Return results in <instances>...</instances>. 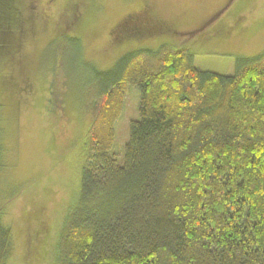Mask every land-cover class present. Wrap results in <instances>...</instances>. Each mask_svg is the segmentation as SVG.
<instances>
[{"label": "trees", "instance_id": "trees-1", "mask_svg": "<svg viewBox=\"0 0 264 264\" xmlns=\"http://www.w3.org/2000/svg\"><path fill=\"white\" fill-rule=\"evenodd\" d=\"M128 24L117 39L142 36ZM93 79L55 264H264V51L226 75L161 44L125 52ZM128 85L139 118L120 164L109 150ZM11 253L0 207V264Z\"/></svg>", "mask_w": 264, "mask_h": 264}, {"label": "rangeland", "instance_id": "rangeland-1", "mask_svg": "<svg viewBox=\"0 0 264 264\" xmlns=\"http://www.w3.org/2000/svg\"><path fill=\"white\" fill-rule=\"evenodd\" d=\"M130 16L137 23L156 20L164 30L117 39ZM161 44L186 50L201 70L233 74L238 58L264 51V0H0V207L12 235L7 264H55L79 193L94 72L112 68L127 51ZM139 98L128 85L114 122L109 154L120 164Z\"/></svg>", "mask_w": 264, "mask_h": 264}, {"label": "flooded vegetation", "instance_id": "flooded-vegetation-1", "mask_svg": "<svg viewBox=\"0 0 264 264\" xmlns=\"http://www.w3.org/2000/svg\"><path fill=\"white\" fill-rule=\"evenodd\" d=\"M132 19V18H131ZM131 19L127 18L126 20H124V26L123 27H126V25L128 24L129 26L128 27H131V26H135L137 22H132V25L130 24V21ZM135 19V18H133ZM129 20V22H128ZM141 21H138V24L136 26H138V28L141 29V31L143 33H145L146 37H148L149 33H152V32H162L164 29L163 28H160L159 29V25L158 23H156L155 21L156 20H150V19H146V17H144V19H140ZM123 25V24H122ZM122 25L120 27H122Z\"/></svg>", "mask_w": 264, "mask_h": 264}]
</instances>
